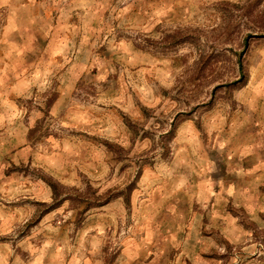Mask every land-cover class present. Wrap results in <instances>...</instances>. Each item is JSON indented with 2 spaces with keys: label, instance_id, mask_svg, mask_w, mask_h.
I'll return each instance as SVG.
<instances>
[{
  "label": "rangeland",
  "instance_id": "374dc122",
  "mask_svg": "<svg viewBox=\"0 0 264 264\" xmlns=\"http://www.w3.org/2000/svg\"><path fill=\"white\" fill-rule=\"evenodd\" d=\"M17 4L28 50L15 94L0 89V264L67 260L89 235L113 264L153 191L264 158V0H37L33 19ZM228 212L264 264V229Z\"/></svg>",
  "mask_w": 264,
  "mask_h": 264
},
{
  "label": "crops",
  "instance_id": "0c3cea01",
  "mask_svg": "<svg viewBox=\"0 0 264 264\" xmlns=\"http://www.w3.org/2000/svg\"><path fill=\"white\" fill-rule=\"evenodd\" d=\"M16 1L0 0V10L7 14L3 37L0 34V89L7 82L8 97L16 91L17 54L28 50L16 44V38L25 36L23 30L28 29L16 24ZM36 1L23 0L17 5L25 10L33 7V19ZM256 155H233L237 159L230 165L226 161L212 165L210 161L212 173L195 177L201 184L191 189L153 191L149 202L135 206L149 216L124 237L113 264H256L253 233L228 212L231 205L243 209L259 229H264V158L253 159ZM192 181L189 179L187 185ZM83 240V252L73 253L67 260L57 255L54 263L45 257L41 264H109L101 247L105 237L89 235ZM240 249L245 262L239 258Z\"/></svg>",
  "mask_w": 264,
  "mask_h": 264
}]
</instances>
